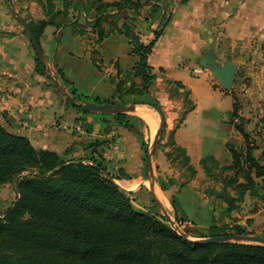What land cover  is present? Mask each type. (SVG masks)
<instances>
[{
  "label": "crops",
  "instance_id": "crops-1",
  "mask_svg": "<svg viewBox=\"0 0 264 264\" xmlns=\"http://www.w3.org/2000/svg\"><path fill=\"white\" fill-rule=\"evenodd\" d=\"M13 1L17 8L22 0ZM113 3H119L126 10L110 8L108 5ZM163 4L166 9L161 10V14L153 12L154 6L161 7ZM81 5L75 10L71 20L61 19V26H46L43 29L38 44L45 58V67L50 62L46 48L50 49L52 36L57 35L58 38L65 27H71V45L75 44L83 50L79 53L90 56L93 69L98 68L113 83L121 80L123 86L127 87L132 83H139V80H130L125 76L136 61L130 54L127 35H136L142 43L147 44L153 40L154 31L159 27L163 14L168 19L148 59L156 74L152 94L164 113L161 135L152 156L155 159L154 170L151 162H144L138 133L142 135L149 151L159 128V114L148 105L129 104L134 98L132 95H125L122 99L114 97V101H118L117 105L129 108L124 114L139 120L141 127L137 129L135 122H132L130 128L113 126L109 132H105L97 121L86 117L72 106L63 94V91L69 94L67 86L59 80L56 71V77H51L47 71L50 78L35 73L36 54L27 34L23 33L24 30L19 22L17 24L16 18L8 15H0V125L26 137L35 148L50 150L61 156L69 150L67 156L71 158L83 157L87 153L86 143L97 141V150L105 160L115 184L131 199H135L139 209H143V205H155L161 211L167 212L168 206L172 207L170 200L174 197L182 202L179 203L178 214L188 216L185 222L187 225L195 226L190 216L183 212H187V205L192 206L194 202L200 205V211L202 206L206 208L212 220H219L223 217L226 205L217 194L222 188L221 179L226 175L230 176L231 172L221 174L218 168L208 164V168H211L208 175L200 162L211 156L219 167L229 165L231 156L226 145L241 147L242 138L228 122L233 105L230 91L222 90L210 72L199 65V61L206 51L215 61L221 63L229 57L234 59V56H244L246 48L254 42L263 47L264 0H83ZM98 6L105 9L98 17L99 26H94ZM23 7L27 9L28 5ZM29 7L33 8V5ZM22 19H26L27 24L45 19V16L38 14L29 18L23 16ZM112 38H115L113 44L110 41ZM59 48L57 42L56 51ZM68 53L74 55L72 52ZM104 55L109 57L110 62L101 64L98 59H102ZM53 69L55 70L54 67ZM57 69L64 78L63 70L60 67ZM175 82L180 83L182 88L175 87ZM217 98V106L223 102L228 107L224 121L229 124V133L222 137L221 147L204 150V143L201 145L196 136L198 112L201 109L202 114L208 113L209 108L207 111L202 108H207ZM120 102L124 105L119 104ZM188 106L191 109L185 113ZM193 115H197L196 124L188 128L187 122ZM85 117L87 122L94 121L91 132H86L81 126V120ZM203 117L204 123L209 124L208 116ZM248 119L249 117L245 123H250ZM249 125L245 126L246 131L252 133L258 142L257 132H253L254 128L250 130ZM76 126L80 130H76ZM260 135L264 139V134ZM170 137L175 146L185 150L189 165L195 171L194 176L184 183L178 182L175 175L171 177V164L176 163H171L165 157L169 147L159 146L166 145ZM260 153L261 149H257L254 152L255 157ZM260 163L263 164L262 161ZM159 179L170 181L167 190L161 189ZM197 179L202 182L211 179L215 186L209 188L196 185ZM226 192L236 196L235 191L230 188H226ZM247 196L253 198L249 192L245 193L243 200L237 203V209L229 214V218H234L244 207L243 202ZM187 197H190L191 204L183 202ZM172 210L175 213L173 207ZM217 214L219 218L216 217ZM246 219L251 220V226L259 233L264 232V207L251 213ZM233 224H240V221Z\"/></svg>",
  "mask_w": 264,
  "mask_h": 264
},
{
  "label": "trees",
  "instance_id": "trees-1",
  "mask_svg": "<svg viewBox=\"0 0 264 264\" xmlns=\"http://www.w3.org/2000/svg\"><path fill=\"white\" fill-rule=\"evenodd\" d=\"M54 1L62 2V7L56 8ZM39 4L45 19L27 22L37 42L46 26L63 24L59 17H65L70 0H46V3L39 0ZM79 6L74 4V10ZM108 6L126 10L119 3ZM104 9L96 8L94 26H99L98 17ZM165 9V4L152 8L153 12L160 14ZM160 20L153 40L147 44L136 35H127L130 54L136 61L126 77L137 79L139 83L127 87L120 80L114 84L115 92L134 96L129 104L148 105L163 117V110L152 94L156 74L148 61L168 19L163 14ZM98 34L101 36L100 29ZM34 71L50 78L37 57ZM57 73L62 83L68 85L60 71ZM237 81L235 77L234 82ZM173 84L182 88L178 82ZM68 92L75 101L84 104H118L114 100L99 98L87 102L76 97L74 91ZM230 93L233 105L228 122L241 136L242 145L238 148L226 145L231 156V163L227 166L219 167L211 156L200 162L208 175L211 170L208 164L218 168L221 174L231 172L230 176L221 179L222 188L217 194L226 205L222 213L226 218L237 209V203L247 192L260 203L253 206L251 213L264 207V139L257 133V142L253 134L246 131L239 114L240 103ZM72 106L97 121L105 132L113 126L130 128L132 122L139 123L124 113H99ZM190 109L188 106L185 113ZM86 117L81 120V126L91 132L94 121L87 122ZM138 137L146 163L148 151L140 133ZM98 145L99 142L94 140L87 142L85 149L89 151L83 157H68L69 150L61 156L33 147L26 137L0 125V186L12 183L16 193L15 201L0 215V264H264V245L233 241L193 243L180 236L164 219L136 208L129 195L115 184L97 150ZM159 146L169 147L165 152L166 159L184 166L189 176H194L195 171L189 165L185 150L175 146L172 137L166 145ZM257 149H261V153L255 157ZM159 185L162 190H167L170 181L159 179ZM226 188L235 191L236 196L226 192ZM170 202L175 211L174 219L184 220L179 219L178 201L171 198ZM247 234L240 224L218 225L212 220L207 233L199 234L198 238Z\"/></svg>",
  "mask_w": 264,
  "mask_h": 264
},
{
  "label": "rangeland",
  "instance_id": "rangeland-1",
  "mask_svg": "<svg viewBox=\"0 0 264 264\" xmlns=\"http://www.w3.org/2000/svg\"><path fill=\"white\" fill-rule=\"evenodd\" d=\"M41 1L42 3H46V0ZM82 1L83 0H70V6L66 11L65 17L59 18L62 19V21L71 20L74 17L75 13V10L73 8L74 4L78 3V5H80L79 7H81ZM11 2L12 4L14 3L13 0H11ZM19 3L20 5H17V8L13 4L14 10H12L8 1L3 0V2H0V15L15 17L14 11H16L21 18L23 16L29 18L38 14L43 16L45 15L43 10L41 9L39 0H22ZM31 4L33 5V8L29 7L31 6ZM53 4L56 5V8L60 9L62 7V2L60 1H54ZM25 5H28L27 9L23 7ZM16 22L17 24H19L17 19ZM72 36L73 35L71 27H65L63 31L58 35V38L57 35L52 36L50 49L47 50L48 48H46L47 59L50 61L46 63V67L48 73L51 74V77H56V72H58L57 68L60 67L65 75L64 80L67 79L66 81L68 82L69 87L68 85L65 86H67L68 91H74L76 97L81 98L82 100H87V102H94L97 98L104 100L105 97L109 98L108 100H114V97L122 99L125 95H121L120 93L115 92V84L112 82V80L108 77H105L104 73L101 72L98 68L93 69V61H91L90 56H88L87 53H79V51L83 52V50H81L75 44L73 46L71 45ZM114 39L115 38H112L110 40L111 44L115 42ZM57 42H59L60 45L58 51H56ZM126 46L128 47L127 43ZM260 46L261 45L257 46V43L254 42L251 44V46H249V48H246L244 56H234V59H231L234 64L238 65V69L235 74V77L238 81L233 83V86L229 91L237 97V100L240 103L241 107L239 114L244 121V125L246 126L250 124V130L254 128L253 132L264 134V46ZM68 51L74 53V55L69 54ZM108 58V56L104 55L103 58L98 59V61L101 64L103 62L108 63V61L110 62V59ZM51 63L53 64L55 70L53 69ZM128 73L125 76H128ZM217 100L218 98L213 99L212 104L210 103L207 108H202L203 111H207V109L209 108L208 113L202 114L201 109L199 110L197 124V115L191 116L187 122L188 128H191L193 124H196V136L197 138H199L201 145L202 143H204V150L208 148L211 149L212 147L217 146L221 147L220 142L222 140V137L225 134L229 133V124H227V122L225 123L224 121V119L226 120L227 118L226 110L228 107L223 104V102L219 106H217ZM203 116H208L209 124L204 123ZM248 117V121L250 123H245V120ZM134 125L137 129L141 127L139 123H134ZM161 150H163V148ZM226 155H228V153H226ZM256 155L258 154L256 153ZM83 156H85V154ZM149 158L151 159L150 162L152 170H154L153 167L155 164V159L154 157H152V154H150V149L147 154V161H149ZM171 169L173 171L171 177L175 175L177 177V181L180 183L189 181L188 179L191 178L189 177V173L184 166H180L179 164H171ZM195 183L196 185L198 184L200 186L209 188L215 186V182H213L211 179H207V181L205 180V182H202L201 179H197ZM187 198L188 199H185L183 202L191 204L190 197ZM15 199L16 193L14 191V185L12 183L0 186V215L4 214V212L12 205ZM174 199L177 200V198ZM131 201L136 208H139L136 206L135 199H131ZM177 201L178 204L182 203L179 199ZM243 203L244 207H242V209L237 212L238 216L234 214V218H226L224 216L219 218V215L217 214L216 217L219 218V220H215L216 223L218 225H230L235 221H240V224L248 231L247 235L264 237V232L259 233L256 228L254 229V227L251 226L252 222L248 223V219H246V217L251 214L249 213V211L253 208V206L255 204L259 205L260 203L254 197L252 198L248 196L245 197ZM190 206L191 205H187V212H183L184 214L186 213L190 216L192 222L195 223V226L187 225L185 223L187 222L188 216L184 217V215H180L179 219L184 218V220L182 221L174 219V213L170 205L167 208V212L164 210L161 211L155 205H150L149 207H144L143 205L142 210L148 211L149 213L154 214L156 217L164 219L168 224L167 220L165 219V215L167 214L172 220L171 227L174 230L175 228H177V230L189 240H196L200 239L198 238L199 234L207 233V229L212 222V216L210 215V213H208L206 208H203V206L202 211H200V205L198 206L197 202H194L192 206ZM213 206L215 205L213 204ZM258 210H260V208Z\"/></svg>",
  "mask_w": 264,
  "mask_h": 264
},
{
  "label": "water",
  "instance_id": "water-1",
  "mask_svg": "<svg viewBox=\"0 0 264 264\" xmlns=\"http://www.w3.org/2000/svg\"><path fill=\"white\" fill-rule=\"evenodd\" d=\"M11 9L14 10L13 4L11 0H7ZM14 15L20 25L22 26L23 30L27 34V37L29 39V42L36 54V57L42 62V64L45 66V58L42 54V51L40 49V46L38 42L36 41L35 37L33 36L32 32L30 31L29 27L25 23V21L19 16V14L14 11ZM199 65L208 70L213 78L214 81L217 82V85L224 91H229L234 83L235 80V74L237 72L238 66L234 64L231 60V58H227L224 62L219 63L214 60L213 56L210 55L208 51H206L200 61ZM64 96L68 99V101L79 107L80 109L83 110H88V111H95V112H108V113H125L126 111L129 110L128 107L124 106H108V105H91V104H79L77 103L73 97H71L68 93L63 91ZM163 127V117L160 116V123H159V128L154 136L153 142L151 144L150 148V154L152 156L155 153V150L157 148V144L159 142V138L161 135ZM150 163V159L148 161ZM165 219L167 220L168 224L171 226L172 220L171 218L166 214ZM176 227V226H175ZM175 231L180 235L183 236L177 228H175ZM186 238L185 236H183ZM188 239V238H187ZM233 242H241V243H247V244H260L264 245V237L262 236H253V235H234V236H219L215 238H203V239H196V240H191L193 243H218L222 241H232Z\"/></svg>",
  "mask_w": 264,
  "mask_h": 264
},
{
  "label": "built area",
  "instance_id": "built-area-1",
  "mask_svg": "<svg viewBox=\"0 0 264 264\" xmlns=\"http://www.w3.org/2000/svg\"><path fill=\"white\" fill-rule=\"evenodd\" d=\"M236 122V121H235ZM76 130H80V127L79 126H76Z\"/></svg>",
  "mask_w": 264,
  "mask_h": 264
}]
</instances>
